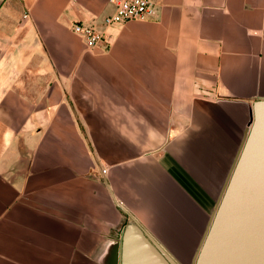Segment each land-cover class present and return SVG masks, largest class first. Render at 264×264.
<instances>
[{"label":"crops","instance_id":"1","mask_svg":"<svg viewBox=\"0 0 264 264\" xmlns=\"http://www.w3.org/2000/svg\"><path fill=\"white\" fill-rule=\"evenodd\" d=\"M158 4L0 0V264H131L144 233L193 263L264 99V0Z\"/></svg>","mask_w":264,"mask_h":264},{"label":"water","instance_id":"2","mask_svg":"<svg viewBox=\"0 0 264 264\" xmlns=\"http://www.w3.org/2000/svg\"><path fill=\"white\" fill-rule=\"evenodd\" d=\"M143 239L132 247L131 264H175L147 233ZM192 264H264V99L254 106Z\"/></svg>","mask_w":264,"mask_h":264},{"label":"built area","instance_id":"3","mask_svg":"<svg viewBox=\"0 0 264 264\" xmlns=\"http://www.w3.org/2000/svg\"><path fill=\"white\" fill-rule=\"evenodd\" d=\"M110 2L114 5V11L103 19L104 27L125 24L130 21L154 20L158 14L159 0H110ZM26 17L25 15L24 18ZM71 30L83 39L87 50L92 51L102 46L106 48L105 34L98 27L75 22L72 24Z\"/></svg>","mask_w":264,"mask_h":264},{"label":"rangeland","instance_id":"4","mask_svg":"<svg viewBox=\"0 0 264 264\" xmlns=\"http://www.w3.org/2000/svg\"><path fill=\"white\" fill-rule=\"evenodd\" d=\"M215 211V210H214Z\"/></svg>","mask_w":264,"mask_h":264}]
</instances>
